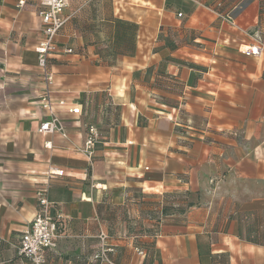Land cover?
<instances>
[{
	"label": "crops",
	"instance_id": "0c3cea01",
	"mask_svg": "<svg viewBox=\"0 0 264 264\" xmlns=\"http://www.w3.org/2000/svg\"><path fill=\"white\" fill-rule=\"evenodd\" d=\"M16 4L0 0V264H29L41 186L67 218L46 264H264V53H242L263 0H67L48 60L66 136L39 129L38 3ZM112 16L137 24L128 47L96 28Z\"/></svg>",
	"mask_w": 264,
	"mask_h": 264
},
{
	"label": "built area",
	"instance_id": "2783aa9c",
	"mask_svg": "<svg viewBox=\"0 0 264 264\" xmlns=\"http://www.w3.org/2000/svg\"><path fill=\"white\" fill-rule=\"evenodd\" d=\"M29 0H17L16 7L22 8ZM38 3V15L40 17L42 34L38 40L37 47L35 48L37 56V67L41 70V77L44 80L43 85L45 86L43 93L40 97L41 106L48 118L44 119L39 129L43 132L54 133L59 132L63 136H66L65 129L59 115L56 112L55 101L50 99L51 95V84L53 81V75L48 70V60L51 57L52 52L58 49L56 37L62 30L64 23L66 22L67 16H64V9L67 5V0H33ZM181 13H178L180 16ZM223 21H229L234 24L233 15L218 14ZM66 52H70L71 48L67 47ZM242 53L246 55H253L259 57L264 53V40L260 35H255V40L252 45H247ZM59 104H64V100L58 101ZM73 112H78L79 108L74 107L71 109ZM87 136L84 141V146L78 148L80 152L86 155L89 160L92 159L94 148L96 147L99 140V132L94 125H87ZM51 174L63 175V170L58 168L50 170ZM37 203H39V209L37 214L27 222L26 226L21 231V236L17 245L18 253L23 257L29 264H46L45 262V251L47 249L54 248L56 241L60 233L58 228L63 226L67 218L63 216L60 209H57L55 205L47 197V188L45 186L37 187L35 191ZM101 241L98 252L94 255L96 259L104 260L106 262L111 261L105 254L106 251L110 250L109 247L105 246L104 240L106 234L101 231L99 234ZM139 254L143 255V251L138 249Z\"/></svg>",
	"mask_w": 264,
	"mask_h": 264
},
{
	"label": "rangeland",
	"instance_id": "374dc122",
	"mask_svg": "<svg viewBox=\"0 0 264 264\" xmlns=\"http://www.w3.org/2000/svg\"><path fill=\"white\" fill-rule=\"evenodd\" d=\"M264 2V0H263ZM220 18V16L218 15ZM221 19V18H220ZM227 22V21H226ZM98 28L102 33L107 32L108 36L111 38L113 44L117 46H125L128 47L129 44L135 42V34L137 31V24L131 21H122L121 19L112 16L110 22L106 23H97ZM106 28V29H105ZM171 38V37H169ZM263 38V37H262ZM264 40V38H263ZM132 46V45H130ZM39 70V68H38ZM41 72V70H40ZM41 81L43 83V79L41 77ZM44 84V83H43Z\"/></svg>",
	"mask_w": 264,
	"mask_h": 264
},
{
	"label": "trees",
	"instance_id": "16d2710c",
	"mask_svg": "<svg viewBox=\"0 0 264 264\" xmlns=\"http://www.w3.org/2000/svg\"><path fill=\"white\" fill-rule=\"evenodd\" d=\"M262 38V37H261ZM263 39V38H262ZM166 213V209L165 208H162L158 213H157V215H158V220H160V218L163 216V214H165ZM66 223H67V221H65V223H64V225L63 226H65L66 225ZM63 226H61V227H63Z\"/></svg>",
	"mask_w": 264,
	"mask_h": 264
}]
</instances>
